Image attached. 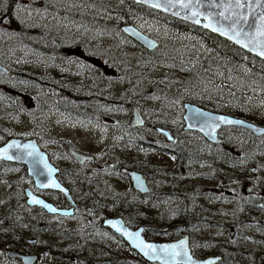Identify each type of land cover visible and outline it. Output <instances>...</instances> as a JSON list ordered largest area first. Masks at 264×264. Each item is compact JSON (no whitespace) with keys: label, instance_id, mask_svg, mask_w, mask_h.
I'll list each match as a JSON object with an SVG mask.
<instances>
[{"label":"rangeland","instance_id":"374dc122","mask_svg":"<svg viewBox=\"0 0 264 264\" xmlns=\"http://www.w3.org/2000/svg\"><path fill=\"white\" fill-rule=\"evenodd\" d=\"M76 11L93 16L100 9L91 6L90 0H20L15 16L42 32L36 34L41 41L37 48L12 42L13 34L9 32L13 25L5 19L0 22V63L10 70L7 74H0V145L10 136L36 135L56 165L66 171L74 169L75 178H70L69 185L77 193L81 207L76 209L74 216L60 220L63 227H69L75 240L89 234L90 225L97 224L99 216L118 215L115 207L121 199L134 197L129 180L119 167L114 166L144 169L149 180L155 178V182L152 180L153 194L145 200H135V206H138L136 215L149 220L150 238L165 240L168 236L162 228L168 218L169 206L177 205L173 198L164 196L169 190L166 182L170 179L169 172L179 173L180 168L176 166L177 159L164 150L165 140L155 129L162 127L158 123H163L165 128L183 127L184 109L180 99L188 97L197 104L207 105V109L243 117L264 126V92L253 84L239 81L231 70L224 73L212 67L205 71L200 69V62L195 57H184L181 52L168 55L169 48L166 47L155 55H148L144 48L127 37L84 24L81 17L73 16ZM0 15H3L2 10ZM137 25L156 39L174 36L192 48L204 46L201 38L191 34H172L169 26L156 19H142ZM48 41H53L55 47ZM59 41L63 46L58 44ZM42 46L53 49L58 46L61 50L70 48L64 66L50 64L48 68L41 67L35 52ZM132 72H141L148 78L141 82L140 92L133 93L128 99L124 95L131 84L125 74ZM133 106L139 108L145 119L141 128L130 126ZM184 135L197 139L194 141L199 142L204 156L217 159L222 155L220 152H224L226 157L233 159V166L220 163L229 171L231 179L243 174H257L263 181L264 139L250 136L247 130H221L225 144L211 146L197 132L187 131ZM127 137L132 141H127ZM138 140L145 144L137 143ZM68 146L92 155L93 160L78 164L67 155L65 149ZM211 150L217 152L211 154ZM253 167L255 171H251ZM202 168L200 173L210 172L209 166L203 165ZM84 177L100 184L88 182L96 202L102 204H97L100 208L98 214L83 207L84 201L89 200L79 192L86 190L79 180ZM197 181L208 192L230 189L224 179L200 177ZM217 182H221L222 188L217 187ZM237 185L243 184L236 183L235 190ZM24 187L49 200L58 198L53 191L36 188L24 165H0V264H20L7 257V245L10 242L18 244L19 238L27 234L24 229L27 225L31 224L35 229L31 216L24 219L21 211L34 213L39 209L26 205L23 210L18 207L17 211L10 213L13 204L23 201L21 192ZM150 201L152 203L148 204ZM57 219L59 217L55 215H46V230L39 233L41 237L37 246L42 253L36 264H72L63 257L54 258L61 252L54 249L58 245L54 242L59 238L51 230L53 225L58 226ZM112 245L122 264H146L138 260L125 241Z\"/></svg>","mask_w":264,"mask_h":264},{"label":"flooded vegetation","instance_id":"af4514ba","mask_svg":"<svg viewBox=\"0 0 264 264\" xmlns=\"http://www.w3.org/2000/svg\"><path fill=\"white\" fill-rule=\"evenodd\" d=\"M55 41L57 42V40ZM48 44H53V41H48ZM60 50L61 49L57 46L55 49L50 46H42L35 52V55L37 54L39 57L36 58V61H38L43 68H48L50 64L53 66H64L66 63L67 52L71 49L62 48V50ZM158 128L168 130L170 137L160 133ZM155 129L165 140L164 150L177 159L176 166L180 168L179 173L169 172L168 176L170 179L166 182L169 190L164 193V196H167V199L173 198L177 204L173 207L169 204V207L171 208L168 210V218L163 224L165 226H163L162 231L167 232L168 238L165 240L150 238L148 233L150 229L149 220L145 218L141 219V216L136 215L138 206H135V200L139 199L140 201L141 199L145 200L149 198L153 194L152 180L155 182V178L149 180V174L145 173V170L142 168L135 169L133 167L123 165L114 166L116 168L119 167L121 173H123L129 180L131 187H133L132 182L128 175L122 172V169L128 168L130 170L141 172L147 180L150 191L148 193H141L133 187L134 197L131 196V199L129 200L121 199V201L118 202V207H115L119 214L109 217H121L125 224L131 229H138L142 227V235L147 241H176L186 237L190 255L199 261H206V263L199 264H264V179L262 181L257 174L253 176H250V174H243L242 176L238 175L231 179L229 171L224 167V165L227 166L228 164H231V166L234 165L233 159L228 156V149L226 151L228 157L225 156L224 152H220L222 155H220L219 158L211 159L209 156L201 154V151L203 150H201L199 142L194 141V139L197 140L195 137L184 135L187 131L201 134L198 131L186 129L184 126L177 128L156 127ZM239 129L246 130L244 128L233 126L222 127L218 131L217 143H211L202 134L201 136H203L206 142L211 146H220L221 144H225V141H223L224 138L220 135L221 130ZM247 131L250 132L249 130ZM250 136L264 139V135L255 136L251 132ZM11 137L35 139L39 146L44 149L40 145L41 143L39 137L36 135H19L10 136L8 138ZM225 139L226 141H231V139L228 140L229 138ZM126 140L132 141V139L128 137ZM136 142L139 144H145V142L140 140ZM69 147L74 148L72 146H68L66 149ZM216 152L217 151L215 150H211V154ZM47 154L50 161L58 168V172L56 174L58 180L67 187L74 203H72L62 192L53 190L50 191L55 192V194L58 195V198L55 200L44 199L51 202L57 208H72L73 211L68 215H61L58 213L51 214L42 207L31 206L27 203V196L25 193V188L28 187H24L23 192H21V199L23 198V201L19 200V204H13L10 207V213L17 211L18 207L22 209V207L24 208L26 205L31 208L39 209L34 213H27L26 210L23 212L21 211L24 219H27V216H31V220L34 221L35 229H32L33 225L31 224L27 225L25 228L22 226L25 230H27V234H23L21 238H19L20 242L18 244L10 242L7 245L8 249L6 250V255L8 250L34 254L37 255V259L34 263L36 264L42 253L41 249L37 247L38 243H40L39 236L41 237V234L39 233H41L42 230H46V226H44V224H46V215H55L59 217V219L56 220V224H58V226L53 225L54 228L51 230L57 234L56 236L59 240L58 242H54L58 243L54 249L61 252L55 255L54 258L63 257L64 260L72 264L74 262H78L80 264H103L104 261H109L112 264H122V260L119 258L116 248H113L112 244H117V241L120 244H123V241L125 240L120 234L103 224V220L108 217L99 216V218H97L98 223L90 225L91 228L89 230V234L86 233L82 237H78L76 240L74 239V234L69 231V227L62 226L60 218L64 219L74 216L76 209L81 207L79 201L77 200V193L75 192V194L73 187L69 185V180H71L70 178H75V172L73 168L68 171L63 170L52 161L51 155L48 152ZM93 158L94 157L92 156V158L88 161H92ZM72 159L76 161L74 158ZM88 161L82 164L77 161L76 162L80 165H84ZM9 163L13 162L1 161L0 165H9ZM249 164L250 162L247 165ZM203 165L209 166L210 172L200 173L203 172ZM251 171H255V168H251ZM63 173H65V175H62ZM200 177L208 178L210 180L216 179L217 181H222L224 179L225 184L230 189L211 190L210 192L204 191V186L197 181ZM79 180L81 181L80 183L86 187L85 191L83 189L79 191L80 194L82 193L85 198L89 199L84 201V209L98 214L100 208L97 204H102H100L101 202H96L94 198L95 194L88 186L91 183L95 184L98 182L85 177L79 178ZM236 183H242L243 185H237L235 190ZM98 186H100V184ZM217 187L222 188L221 182H217ZM150 203H152V201L148 202V204ZM173 216H176L175 220L173 219ZM8 223L11 224V222ZM56 227H60L61 230ZM101 229H103V232L99 234ZM224 237H226V239H224ZM17 239L18 238L15 237V240ZM125 244L139 257V261L146 264H159L157 262L147 261L136 250L132 249L126 241ZM12 260H16L22 264L19 259Z\"/></svg>","mask_w":264,"mask_h":264},{"label":"water","instance_id":"95a60500","mask_svg":"<svg viewBox=\"0 0 264 264\" xmlns=\"http://www.w3.org/2000/svg\"><path fill=\"white\" fill-rule=\"evenodd\" d=\"M137 3L144 4L151 8L160 10L162 12L171 14L181 20L190 22L197 26L203 27L206 30L229 40L236 46L243 50L261 58L264 60V56H261L259 52L264 50V44H257L253 39L252 43H249V39L257 36L258 25H264V0H134ZM243 4V7H237V3ZM159 4V7L156 5ZM188 4L189 7H183ZM223 13V15H219ZM228 17V19H225ZM246 19V22L244 20ZM199 20V23H197ZM240 20V24H236L235 21ZM1 21V18H0ZM206 24H210V27H205ZM214 28L220 29L214 31ZM122 33L128 38L134 40L142 48L147 51H154L158 47V40L142 31L136 24H123L120 27ZM234 29V31H233ZM243 30L242 35L236 36L235 32ZM227 33V34H223ZM264 41V38H259ZM240 40L241 43L236 41ZM244 44H249L248 47H244ZM8 69L5 65L0 63V74L4 75L8 73ZM184 113L182 115L184 120V127L186 129L195 130L200 132L209 142H218V131L222 127L233 126L241 127L249 130L255 136L264 135V126L246 120L242 117H238L232 114L220 113L216 111L208 110L196 103L185 101L183 103ZM224 120L234 121V123H226ZM238 121L239 123H235ZM144 125V118L140 113L137 106L132 107V118L130 120V126L141 127ZM160 133H163L167 137H170L168 130L164 128H158ZM18 144L17 147H8L9 145ZM28 145L29 147H24ZM7 149L5 155L3 151H0V162L8 161L18 164H24L27 168L28 175L32 178L34 186L40 190H53L62 192L65 196L73 200L70 196V192L66 186H64L57 178L56 174L58 168L50 161L47 152L42 149L35 139H22L19 137L8 138L3 144L0 145V150ZM66 152L78 163L82 164L92 158V155L84 153L74 148H67ZM32 153V155H29ZM7 157H12L11 159ZM51 169V171H49ZM122 172L128 175L134 189L141 193H148L150 191L149 185L143 174L136 170H130L123 168ZM58 185L59 187H54ZM27 196V203L31 206L42 207L44 210L51 214L68 215L71 214L73 209H60L55 207L51 202L47 201L43 197L32 192L30 188H25ZM33 201H41L42 203H34ZM55 209V211H50ZM115 223V227L112 223ZM103 224L113 229L116 233L120 234L128 245L136 250L143 258L149 262H157L159 264H199L206 263V261H199L190 255L187 238H181L176 241H147L142 235V227L138 229L129 228L121 217H108L103 220ZM179 229V228H177ZM127 233H139V240L135 237H129L125 235ZM143 242L141 244L140 242ZM181 241L184 243L181 244ZM151 244L156 246V251L143 248V245ZM139 245V246H137ZM175 245L174 249H168L167 251H161L162 246ZM147 253V254H145ZM8 257L11 259H19L22 264H34L37 255L30 253H22L16 250H8ZM103 264H112L109 261H104Z\"/></svg>","mask_w":264,"mask_h":264},{"label":"trees","instance_id":"16d2710c","mask_svg":"<svg viewBox=\"0 0 264 264\" xmlns=\"http://www.w3.org/2000/svg\"><path fill=\"white\" fill-rule=\"evenodd\" d=\"M19 1L20 0H0V10L3 11V15H0V18H2V21L4 19L9 20V23L13 25V29L9 32L13 34L12 42L18 43V45L23 43L32 48H37L41 45V41L36 34L42 32L35 27L32 28L24 21H19L15 16L14 11L19 5ZM90 5L99 8L100 12L92 16L87 12L81 13L76 11L73 12V16L81 17L83 23L86 25L109 32L113 31L122 38L127 36L122 33L120 29L121 25L137 24V22L142 19H156L169 26L173 32L172 34H191L201 38L204 46L201 49L196 48V50L194 47L192 48L184 44L181 40H176L174 36H169L157 39L158 47L154 51H147L144 49L148 55H155L157 52H160L162 48L166 47L169 48L168 55L173 56L181 52V55L184 57H195L200 62V69H204L205 71L212 67H217L218 70H222L224 73H228L231 70L236 79L247 84H253L264 92V60L205 28L144 4L137 3L134 0H90ZM47 8L54 9L55 7L48 6ZM128 39L132 43H136L134 40ZM58 44L63 46L61 41H59ZM49 45L55 47L54 44ZM115 57H118V54H116ZM125 77L131 84V87L125 90L124 98L127 97L128 99L133 93L140 92L138 89L141 82L148 78V76H142L141 72L125 74ZM61 90L68 95L67 90L62 87ZM185 101H191V99L188 97L181 98V105H183ZM198 104L205 108H209L203 103ZM158 125L163 127V123L161 122L158 123Z\"/></svg>","mask_w":264,"mask_h":264},{"label":"snow or ice","instance_id":"6c2138e0","mask_svg":"<svg viewBox=\"0 0 264 264\" xmlns=\"http://www.w3.org/2000/svg\"><path fill=\"white\" fill-rule=\"evenodd\" d=\"M160 5L159 4H157L156 5V7H159ZM190 5H188V4H185V5H183V7H189ZM244 5L243 4H240L239 2L237 3V7H243ZM219 15H223V13H220ZM225 19H228V17H225ZM246 19L247 18H244V20H245V22H246ZM197 23H199V20H197ZM235 23L236 24H240L241 23V21L240 20H236L235 21ZM211 25L210 24H206L205 25V27H210ZM214 31H219L220 29H218V28H214L213 29ZM233 31H234V29H233ZM223 34H227V33H223ZM242 34H244L243 33V30L241 29V31H239V32H235V35L236 36H240V35H242ZM259 38H264V25H258V32H257V36L256 37H253L252 39H249V43H252V40L253 39H255L256 40V42H257V44H264V41H262L261 39H259ZM237 43H241V41L240 40H237L236 41ZM249 46V44H244V47H248ZM259 54L261 55V56H264V50H261L260 52H259ZM222 120H224V118H221ZM224 122H226V123H234V121H230V120H224ZM235 123H239L238 121H236ZM8 147H17V148H19L20 147V145H18V144H14V145H9ZM24 147H29L28 145H25ZM0 151H3L4 152V154L6 155L7 154V149H3V150H0ZM29 155H32V153H29ZM7 158H9V159H11L12 157H7ZM49 171H51V169L49 170ZM54 187H59L58 185H53ZM34 203H42L41 201H33ZM50 211H55V209H50ZM109 223H112L113 224V226L115 227V223L114 222H111V221H109ZM125 235H127V236H129V237H135V239L136 240H139V233H127V232H125ZM141 244H143V242L141 241L140 242ZM184 242L183 241H181V244H183ZM137 246H139V245H137ZM176 246L175 245H170V246H162L161 247V251H167L168 249H174ZM144 248H147V249H151L152 251H156V246H154V245H151V244H145V245H143V248H141V250L143 251L144 250ZM145 254H147V253H145Z\"/></svg>","mask_w":264,"mask_h":264},{"label":"bare ground","instance_id":"6f19581e","mask_svg":"<svg viewBox=\"0 0 264 264\" xmlns=\"http://www.w3.org/2000/svg\"><path fill=\"white\" fill-rule=\"evenodd\" d=\"M10 71H8V73H9ZM194 103V102H193ZM183 106V105H182ZM207 109V108H206ZM208 110H210V109H208ZM211 111H214V110H211ZM216 112H218V111H216ZM220 113H222V112H220ZM183 118V117H182ZM184 121V120H183ZM185 124V123H184ZM241 128V127H240ZM195 131V130H194ZM146 173V172H145Z\"/></svg>","mask_w":264,"mask_h":264}]
</instances>
